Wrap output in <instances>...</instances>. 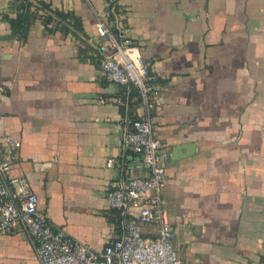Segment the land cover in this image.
I'll list each match as a JSON object with an SVG mask.
<instances>
[{
    "label": "crops",
    "instance_id": "obj_1",
    "mask_svg": "<svg viewBox=\"0 0 264 264\" xmlns=\"http://www.w3.org/2000/svg\"><path fill=\"white\" fill-rule=\"evenodd\" d=\"M44 1L79 17L84 35L49 33L36 19L23 42L2 19L17 18L14 0H0V135L21 143L9 177L26 179L57 227L101 252L121 235L111 183L148 175L107 165L123 160L125 111L115 99L127 92L107 81L92 49L97 14L110 4ZM116 4L159 80L154 132L180 259L264 264V0ZM39 262L29 235L0 233V264Z\"/></svg>",
    "mask_w": 264,
    "mask_h": 264
},
{
    "label": "built area",
    "instance_id": "obj_2",
    "mask_svg": "<svg viewBox=\"0 0 264 264\" xmlns=\"http://www.w3.org/2000/svg\"><path fill=\"white\" fill-rule=\"evenodd\" d=\"M123 17L115 6L97 14V40L92 44L107 81L127 89L115 99L125 111L121 120L123 160L111 159L107 165L148 172L147 176L127 175L111 183L108 205L119 215L121 235L97 252L57 227L40 210L39 196L30 183L9 177L21 143L10 135H0V233L29 235L41 264H184L164 209L166 157L154 132L152 114L158 105L154 96L159 80L145 63L141 47L130 42ZM4 119L0 112V122ZM146 227L153 229L152 234L145 233Z\"/></svg>",
    "mask_w": 264,
    "mask_h": 264
},
{
    "label": "trees",
    "instance_id": "obj_3",
    "mask_svg": "<svg viewBox=\"0 0 264 264\" xmlns=\"http://www.w3.org/2000/svg\"><path fill=\"white\" fill-rule=\"evenodd\" d=\"M109 7L115 6L119 9L117 0H108ZM18 12L16 19H11L8 15L3 16V20L10 24L12 36L18 37L23 42L28 40L31 26L36 19H41L49 33L56 30L63 31L65 34L72 33L76 36L84 35L82 20L73 12H66L54 8L51 3L44 0H14L12 5ZM55 27H51V26ZM93 49V47H92ZM114 211V210H113ZM117 214L118 226L119 215Z\"/></svg>",
    "mask_w": 264,
    "mask_h": 264
},
{
    "label": "water",
    "instance_id": "obj_4",
    "mask_svg": "<svg viewBox=\"0 0 264 264\" xmlns=\"http://www.w3.org/2000/svg\"><path fill=\"white\" fill-rule=\"evenodd\" d=\"M0 62H1V58H0Z\"/></svg>",
    "mask_w": 264,
    "mask_h": 264
}]
</instances>
